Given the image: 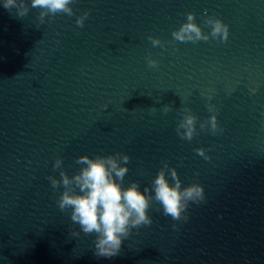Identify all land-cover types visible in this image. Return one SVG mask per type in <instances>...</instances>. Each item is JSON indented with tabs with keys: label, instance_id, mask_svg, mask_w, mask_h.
I'll return each mask as SVG.
<instances>
[{
	"label": "water",
	"instance_id": "water-1",
	"mask_svg": "<svg viewBox=\"0 0 264 264\" xmlns=\"http://www.w3.org/2000/svg\"><path fill=\"white\" fill-rule=\"evenodd\" d=\"M3 3L0 48L77 108L151 183L167 161L182 187L203 185L205 200L189 203L186 223L223 264H264V0H74V15L46 16L43 24L40 9L18 17ZM188 12L205 33L207 16L222 19L228 41H175ZM209 102L224 130L217 135L199 127L211 115ZM184 107L198 117L191 141L176 133ZM201 147L209 160L195 152Z\"/></svg>",
	"mask_w": 264,
	"mask_h": 264
},
{
	"label": "clouds",
	"instance_id": "clouds-1",
	"mask_svg": "<svg viewBox=\"0 0 264 264\" xmlns=\"http://www.w3.org/2000/svg\"><path fill=\"white\" fill-rule=\"evenodd\" d=\"M74 0H4L3 7L9 12L14 8L18 17L26 16L30 8L40 9L39 22L43 24L46 16L55 17L57 14L74 15L70 5ZM89 13L85 12L76 20L79 27L84 26V21ZM205 25L210 27V32L205 33L201 26L195 22V14L188 12L186 22L172 32V37L178 42L208 41L218 39L226 43L229 38V26L215 16H207ZM39 27V26H37ZM153 46L162 45L159 38L149 36ZM150 68H156L158 62L151 57L147 58ZM211 97H209V101ZM103 107H107L104 105ZM207 110L211 113L208 119L200 122L201 131H210L212 135L222 133L216 113L218 108L207 103ZM172 110L171 105H165L164 111ZM198 117L190 108L182 109V119L176 126V133L182 140L191 141L197 135ZM195 152L209 160L204 148H196ZM130 156L116 152L107 156L97 155L94 158L81 155L76 160L81 165L78 172L69 176L63 168V158L57 157L53 171L59 170L60 179L48 176L53 189L63 188L57 204L62 212L70 211V219L79 225L85 234H96L94 241L95 255L104 258H113L119 255L122 241L127 239L132 229L152 224L148 210L153 202L158 203L165 216H170L174 221L187 220L186 210L189 203L203 202L205 193L203 185L192 183L182 187L178 173L174 167H169L167 161L162 162V167L154 177L151 187L145 186L141 191L140 184L132 181L127 187L123 181L129 169L127 167ZM171 180V183H170ZM175 227V225H173ZM79 232H72V236H79Z\"/></svg>",
	"mask_w": 264,
	"mask_h": 264
}]
</instances>
